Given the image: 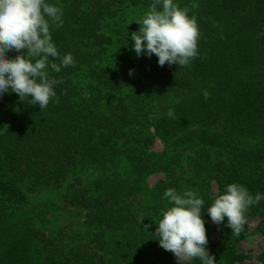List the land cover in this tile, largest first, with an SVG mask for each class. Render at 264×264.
Instances as JSON below:
<instances>
[{
  "label": "trees",
  "instance_id": "obj_1",
  "mask_svg": "<svg viewBox=\"0 0 264 264\" xmlns=\"http://www.w3.org/2000/svg\"><path fill=\"white\" fill-rule=\"evenodd\" d=\"M47 2L63 11V25L50 29L59 57L49 62L70 53L75 64L48 69L59 83L44 109L11 90L0 96V264H178L154 235L172 206L168 188L204 200L215 264L242 263L249 220L259 221L264 243V200L239 233L219 224L214 243L206 211L228 184L264 194V0H178L200 32L187 66H159L154 54L132 50L139 20L121 15L149 10L152 0ZM48 190L81 208L83 221L54 232L39 226L28 196ZM257 261L264 264V246Z\"/></svg>",
  "mask_w": 264,
  "mask_h": 264
},
{
  "label": "clouds",
  "instance_id": "obj_2",
  "mask_svg": "<svg viewBox=\"0 0 264 264\" xmlns=\"http://www.w3.org/2000/svg\"><path fill=\"white\" fill-rule=\"evenodd\" d=\"M193 7H196L194 4ZM178 0H152L149 10L137 22L138 31L131 33L132 50L158 58L159 66H187L198 56L200 37L197 18ZM63 11L47 0H0V96L14 92L23 101L29 98L39 109L55 102V86L59 81L49 77L50 68L59 73L62 67L74 66L72 55L66 54L60 64L50 63L49 57H59L52 42L51 27L63 25ZM21 53L9 59V52ZM131 74V70L129 72ZM205 98L208 93L204 92ZM168 116L174 117L169 109ZM164 198L172 205L156 223L154 235L160 247L174 254L178 264L199 259L201 264H215L206 248L205 221L201 211L204 200L194 190L177 192L168 188ZM264 200V194L253 196L244 186L228 184L219 194L207 214L214 224H225L239 233L245 224L248 209ZM145 227H148L147 225Z\"/></svg>",
  "mask_w": 264,
  "mask_h": 264
},
{
  "label": "rangeland",
  "instance_id": "obj_3",
  "mask_svg": "<svg viewBox=\"0 0 264 264\" xmlns=\"http://www.w3.org/2000/svg\"><path fill=\"white\" fill-rule=\"evenodd\" d=\"M123 11V13L121 12L123 14L121 18H125L127 22L135 25L136 21H140L148 10L142 8V10L138 11L127 9ZM151 149L156 153H160L164 149V144L156 139ZM161 179L162 175L160 173L152 175L148 179V184L152 187ZM213 192L215 193V187ZM59 195L60 192L48 190L38 195L28 196V209L33 212L41 210L40 218L42 220L39 218L37 221L39 226L48 232H54L69 223H80L84 218V211L81 208L63 204ZM208 223L210 225V242L214 243L217 239L216 227L218 225L214 224L211 219L208 220ZM258 223L259 221L256 219H251L247 222L246 238L239 244V251L246 258L239 264H259L257 257L261 253L264 243L258 233Z\"/></svg>",
  "mask_w": 264,
  "mask_h": 264
}]
</instances>
